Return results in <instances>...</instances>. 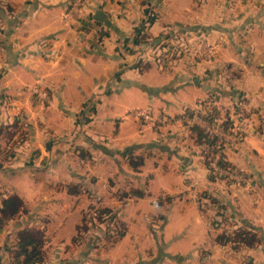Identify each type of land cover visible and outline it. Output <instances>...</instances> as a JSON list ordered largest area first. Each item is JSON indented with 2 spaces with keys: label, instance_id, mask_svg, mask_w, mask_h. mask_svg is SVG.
Returning <instances> with one entry per match:
<instances>
[{
  "label": "crops",
  "instance_id": "1",
  "mask_svg": "<svg viewBox=\"0 0 264 264\" xmlns=\"http://www.w3.org/2000/svg\"><path fill=\"white\" fill-rule=\"evenodd\" d=\"M187 28L198 61L165 67L151 49ZM0 54V119L22 121L0 193L27 208L0 227V264L26 223L51 234L47 264H90L68 253L92 207L123 224L98 249L109 264H264V0H0ZM207 102L245 113L225 151L241 180L210 178L190 128L203 124L181 119Z\"/></svg>",
  "mask_w": 264,
  "mask_h": 264
},
{
  "label": "rangeland",
  "instance_id": "2",
  "mask_svg": "<svg viewBox=\"0 0 264 264\" xmlns=\"http://www.w3.org/2000/svg\"><path fill=\"white\" fill-rule=\"evenodd\" d=\"M196 30H190L186 29L187 32L185 34H188V36H184L183 34H180V30L176 29L173 30L174 33L172 37L169 40L163 41L164 44L160 46V43L157 44L156 46H153V49H151L150 53L154 56L160 59V63H162L165 67L167 68H172L174 65H176L180 61L184 62V60L191 62L193 60L198 61V39L193 38L191 36L190 31H197ZM184 36V37H183ZM2 55L0 54V61H1ZM3 72L0 70V78H2ZM32 94H42V91H39L37 86H34L33 89H31ZM39 92V93H38ZM38 93V94H37ZM208 100H212L209 98ZM209 104L210 102H207L205 104V107L202 110H210ZM9 103H6L5 98H2V94L0 92V113L6 108V106H9ZM209 106V107H208ZM187 114V112L183 113ZM182 114V115H183ZM181 119L184 120L182 118ZM245 115L244 112H239L235 114H231L230 119L233 121V126L231 128L226 127L224 124H219V125H214L211 124L208 121L201 120L198 118V121L201 122L203 125L202 127L208 131L210 134L213 133H218L223 136V138L230 136L229 140L233 142H223L218 140L219 145H217L216 150L214 151L213 154L209 155V157H205L203 154V158L208 159L209 165V173L213 175H217L218 173H221V176L227 175L228 179L232 180H241L243 177L241 174H239L236 169H230V167H220L218 164V160L220 156H223L226 159L225 151L228 149L229 145L237 144L242 138L244 137L246 133V129L244 125L247 124V121L243 116ZM17 119H6V120H1L0 119V155L2 154L3 156H7L10 154L9 147L11 141H18L19 140V131L22 129V121L19 124H16L15 121ZM194 121V120H193ZM18 122V120H17ZM244 124V125H243ZM20 126V127H19ZM201 126V125H200ZM211 127H217V128H211ZM223 128L222 131L223 133H220V128ZM238 127H241L240 129ZM219 128V129H218ZM213 133H212V132ZM231 132V133H228ZM214 135V134H213ZM15 138V139H14ZM221 141V143H220ZM221 144V145H220ZM202 145V144H200ZM203 146V145H202ZM227 148V149H226ZM11 149V147H10ZM106 207H98V208H90L88 210V213H84L83 219L80 225V229L76 235V240L80 241L76 245L77 247H73L68 254H72L75 251H78V256H81L84 250V253L86 254V250H89L91 252V261H89L90 264H107L108 262H105V254L103 253L101 256H99V251L100 246H105V245H110L112 244L115 239L118 237V235H121L123 233V224H121L118 220H115V216H111V213H105L103 210ZM209 213H211V209L208 210ZM113 217V218H111ZM111 218V219H110ZM214 223V222H213ZM225 223V222H224ZM43 234H44V243L43 247L45 251H50L52 250V243L48 242L47 236H51V234L47 235L45 230L43 229ZM216 232H221V229L217 230ZM50 238V237H49ZM75 240V241H76ZM69 249V248H68ZM67 251V249H66ZM65 252V251H64ZM48 258V256H47ZM72 258V257H71ZM77 263H73L76 262ZM84 260H82V257L78 258V260H72L69 259L68 262L69 264H84ZM68 262L62 263V264H67ZM109 264V263H108ZM114 264V263H111Z\"/></svg>",
  "mask_w": 264,
  "mask_h": 264
},
{
  "label": "trees",
  "instance_id": "3",
  "mask_svg": "<svg viewBox=\"0 0 264 264\" xmlns=\"http://www.w3.org/2000/svg\"><path fill=\"white\" fill-rule=\"evenodd\" d=\"M160 46H162V43H160ZM186 112L191 116L197 115L200 119L208 121L214 125L224 124L229 128L233 126V121L230 119V116L227 113L223 116L220 115L219 109L215 106H211L210 110H187ZM15 123H17V120ZM190 128L195 133L197 143L203 145L202 153L204 156L209 157V155L213 154L217 145H219V137L210 134L196 123L192 124ZM205 162L210 166L208 159H205ZM218 164L220 167H230V169H233L223 156H220ZM137 165L138 163L133 164L134 167ZM214 177H221V173H218L217 175L210 174V178ZM224 177H227V175ZM69 190L71 192L77 191V185L70 184ZM26 209L23 199L18 194L13 193L8 196H2L0 193V227ZM103 212H109L111 213V216H113V213L109 208H105ZM43 233L44 232L41 228L29 223L16 229L15 244L10 246L12 262L14 264H47V254L43 247ZM234 236L238 238L240 242L249 243L250 245H252L257 239L256 233L252 230H238L234 233Z\"/></svg>",
  "mask_w": 264,
  "mask_h": 264
},
{
  "label": "built area",
  "instance_id": "4",
  "mask_svg": "<svg viewBox=\"0 0 264 264\" xmlns=\"http://www.w3.org/2000/svg\"><path fill=\"white\" fill-rule=\"evenodd\" d=\"M78 2L79 1H81V0H77ZM138 115H140V116H142L144 119H151V115H150V112L149 111H143V110H139L138 112ZM182 118L184 119V121L186 122V123H191L193 120H196L197 122H198V116H196V115H193V116H191V115H189L188 113L187 114H183L182 115ZM200 119V118H199ZM157 121L158 122H162L163 123V120L162 119H160V118H157ZM211 128H217V127H211ZM220 128V130L222 131V129L223 128H221V127H219ZM218 128V129H219ZM239 129L241 128V127H238ZM224 130V129H223ZM212 132V131H211ZM213 133V132H212ZM214 135H216V136H218L219 138H220V140H222L223 142H225V140H224V138H223V136L221 135V134H218V133H213Z\"/></svg>",
  "mask_w": 264,
  "mask_h": 264
},
{
  "label": "water",
  "instance_id": "5",
  "mask_svg": "<svg viewBox=\"0 0 264 264\" xmlns=\"http://www.w3.org/2000/svg\"><path fill=\"white\" fill-rule=\"evenodd\" d=\"M105 14L101 9H96L94 13V17L98 20H103Z\"/></svg>",
  "mask_w": 264,
  "mask_h": 264
}]
</instances>
